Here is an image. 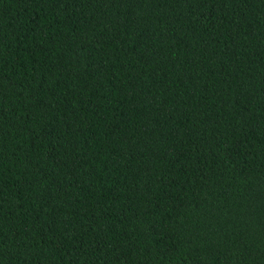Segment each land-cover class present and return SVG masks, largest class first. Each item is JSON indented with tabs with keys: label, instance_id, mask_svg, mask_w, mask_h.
<instances>
[{
	"label": "trees",
	"instance_id": "trees-1",
	"mask_svg": "<svg viewBox=\"0 0 264 264\" xmlns=\"http://www.w3.org/2000/svg\"><path fill=\"white\" fill-rule=\"evenodd\" d=\"M0 264H264V0H0Z\"/></svg>",
	"mask_w": 264,
	"mask_h": 264
}]
</instances>
